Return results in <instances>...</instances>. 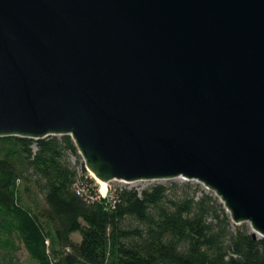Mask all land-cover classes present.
Wrapping results in <instances>:
<instances>
[{"label": "water", "instance_id": "95a60500", "mask_svg": "<svg viewBox=\"0 0 264 264\" xmlns=\"http://www.w3.org/2000/svg\"><path fill=\"white\" fill-rule=\"evenodd\" d=\"M58 136L97 183L195 182L264 238V0H0V139Z\"/></svg>", "mask_w": 264, "mask_h": 264}, {"label": "trees", "instance_id": "16d2710c", "mask_svg": "<svg viewBox=\"0 0 264 264\" xmlns=\"http://www.w3.org/2000/svg\"><path fill=\"white\" fill-rule=\"evenodd\" d=\"M70 136L0 139V254L36 264H264V238L234 225L195 182L99 195ZM80 234V240L73 239Z\"/></svg>", "mask_w": 264, "mask_h": 264}, {"label": "rangeland", "instance_id": "374dc122", "mask_svg": "<svg viewBox=\"0 0 264 264\" xmlns=\"http://www.w3.org/2000/svg\"><path fill=\"white\" fill-rule=\"evenodd\" d=\"M73 163L78 167V173L80 174V177H82L83 173H82V164H83V159L81 158L80 161H77L75 158L72 160ZM87 174H89V177H91L90 173L87 172ZM93 179V178H92ZM175 182H186L182 179L179 180H175ZM158 183H167L166 181H158V182H151V181H147V182H136V184H127V183H121L118 181H114L111 183H108V190L106 193V197L108 195H110V193L115 192V190L117 188L120 187H128L129 189H137L138 191H142L144 189H147L148 187L158 184ZM95 184H97L99 187V195H101L100 193V185L96 182L95 180ZM204 188V187H203ZM102 198H104L103 195H101ZM73 239L75 240H80V234H75L73 236ZM19 250L17 251V253H6L4 254H0V264H36L35 262H33L32 259H30L28 252H26V250L24 249L23 244L20 242L19 245Z\"/></svg>", "mask_w": 264, "mask_h": 264}, {"label": "bare ground", "instance_id": "6f19581e", "mask_svg": "<svg viewBox=\"0 0 264 264\" xmlns=\"http://www.w3.org/2000/svg\"><path fill=\"white\" fill-rule=\"evenodd\" d=\"M100 185V193L101 195H106L107 190H108V184L107 183H98Z\"/></svg>", "mask_w": 264, "mask_h": 264}, {"label": "built area", "instance_id": "2783aa9c", "mask_svg": "<svg viewBox=\"0 0 264 264\" xmlns=\"http://www.w3.org/2000/svg\"><path fill=\"white\" fill-rule=\"evenodd\" d=\"M104 197H106V195H104Z\"/></svg>", "mask_w": 264, "mask_h": 264}]
</instances>
